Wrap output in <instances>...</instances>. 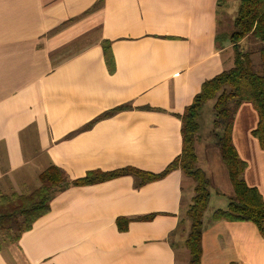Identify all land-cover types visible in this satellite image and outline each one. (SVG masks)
<instances>
[{
  "label": "crops",
  "instance_id": "crops-1",
  "mask_svg": "<svg viewBox=\"0 0 264 264\" xmlns=\"http://www.w3.org/2000/svg\"><path fill=\"white\" fill-rule=\"evenodd\" d=\"M219 1L0 0V196L35 189L49 166L68 180L126 167L162 172L180 154L178 116L202 82L232 66L218 40ZM246 104L232 143L244 182L264 200V137L253 136L259 118ZM204 157L211 179H228L216 147ZM192 190L179 170L141 185L125 175L69 187L13 250L2 247L0 264H188L180 230ZM212 213L203 216L200 264H264V230ZM118 219L128 220L125 231Z\"/></svg>",
  "mask_w": 264,
  "mask_h": 264
},
{
  "label": "trees",
  "instance_id": "trees-1",
  "mask_svg": "<svg viewBox=\"0 0 264 264\" xmlns=\"http://www.w3.org/2000/svg\"><path fill=\"white\" fill-rule=\"evenodd\" d=\"M232 51V66L216 76L205 80L199 92L193 97L180 116V154L159 174H151L126 167L109 172L89 171L84 177L68 180L55 166H49L39 173V185L27 192L11 193L0 196V250L3 244H15L20 236L29 231L33 224L50 211V202L69 187L90 186L121 176L130 175L138 185L166 176L179 170L193 183V196L185 211L188 231L184 247L188 253V264H200L202 256L201 236L203 216L207 209L210 192L205 172L198 167L195 143L200 130L199 116L208 102H213L212 136L225 166L233 190L226 209L215 210L211 220L214 222H250L260 233L264 230V200L259 192L246 185L243 173L246 163L242 161L232 143L234 115L242 103H251L258 114V124L252 134L260 142L264 137V0H237V9L232 21L231 32L224 38ZM254 42V48L244 51L241 44L245 40ZM219 40V38H218ZM106 63H113L110 43L101 42ZM258 54L259 67L253 62ZM123 109L124 105L106 112L92 123ZM153 216V215H152ZM152 216L136 218L148 221ZM128 220L118 219L119 231H125Z\"/></svg>",
  "mask_w": 264,
  "mask_h": 264
},
{
  "label": "rangeland",
  "instance_id": "rangeland-1",
  "mask_svg": "<svg viewBox=\"0 0 264 264\" xmlns=\"http://www.w3.org/2000/svg\"><path fill=\"white\" fill-rule=\"evenodd\" d=\"M219 4L220 7L218 9V16H219L218 37H219V42L221 43L223 42V39L231 32L232 21L234 19L237 9V0H220ZM226 45L228 47L227 56L231 57L232 55L231 48L228 44ZM241 47L244 51H249L250 48L251 50H253L254 42L250 41V39L249 40L247 39L241 44ZM252 58L256 67H259L258 65L260 62H259L258 54H255ZM212 105L213 102L211 101L208 102L200 112L199 121H198L200 125V130L197 135V143H196V152L199 157V167L201 166L204 168V170L208 173L210 179H211L210 168L208 166L207 159L204 157V153L209 147H216L214 144L215 141L212 136V131H213ZM247 105L250 106V108L252 107L251 103H247L246 106ZM200 138H202V141H198V139ZM189 182L192 183L191 180H189ZM228 187H229V183L227 177H225V181H224L222 180V177L219 174H216L213 177V179H211V182L209 183V187H208L210 192V197H209L207 209L205 211V216L207 215L206 218H209L211 213L216 209H221V210L226 209L229 203V197L226 195ZM189 203H190L189 201L186 202L184 201V207L182 208V214H181V219H182L181 228L183 227V230H180V233L182 235H185L184 240L188 231V222L185 221L184 215ZM3 247L6 248L5 253H9L10 250H13L11 249L13 247H11L9 244H3ZM10 256L11 254L8 255L9 259H11Z\"/></svg>",
  "mask_w": 264,
  "mask_h": 264
}]
</instances>
